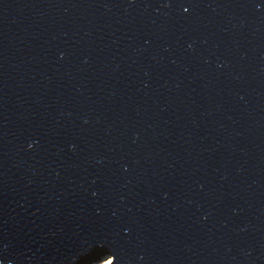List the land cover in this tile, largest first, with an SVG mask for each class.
<instances>
[{
  "label": "water",
  "instance_id": "95a60500",
  "mask_svg": "<svg viewBox=\"0 0 264 264\" xmlns=\"http://www.w3.org/2000/svg\"><path fill=\"white\" fill-rule=\"evenodd\" d=\"M264 264V0H0V263Z\"/></svg>",
  "mask_w": 264,
  "mask_h": 264
},
{
  "label": "bare ground",
  "instance_id": "6f19581e",
  "mask_svg": "<svg viewBox=\"0 0 264 264\" xmlns=\"http://www.w3.org/2000/svg\"><path fill=\"white\" fill-rule=\"evenodd\" d=\"M112 261L111 256H108L107 258H105L102 262H99L97 264H110V262Z\"/></svg>",
  "mask_w": 264,
  "mask_h": 264
},
{
  "label": "rangeland",
  "instance_id": "374dc122",
  "mask_svg": "<svg viewBox=\"0 0 264 264\" xmlns=\"http://www.w3.org/2000/svg\"><path fill=\"white\" fill-rule=\"evenodd\" d=\"M98 263V261H95L94 263H91V264H97ZM1 264V263H0Z\"/></svg>",
  "mask_w": 264,
  "mask_h": 264
}]
</instances>
